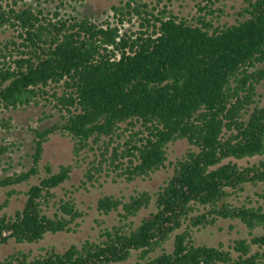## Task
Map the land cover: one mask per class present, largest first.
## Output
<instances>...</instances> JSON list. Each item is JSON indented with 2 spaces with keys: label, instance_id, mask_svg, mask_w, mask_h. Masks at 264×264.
I'll return each instance as SVG.
<instances>
[{
  "label": "trees",
  "instance_id": "16d2710c",
  "mask_svg": "<svg viewBox=\"0 0 264 264\" xmlns=\"http://www.w3.org/2000/svg\"><path fill=\"white\" fill-rule=\"evenodd\" d=\"M51 1L0 0V30L12 32L0 42V127L12 126L4 111L31 105L59 117L29 129L30 168L0 179L7 190L0 211L19 194L16 186L29 185L23 207L0 215V246L36 244L80 226L84 212L75 198L56 200L55 193L72 165L55 173L40 165L52 135L70 138L74 157L93 156L86 190L103 175L148 179L166 168L170 144L186 141L190 148L170 163L173 173L156 192L98 199L99 212L120 218L99 241L37 255L17 250L0 264H111L133 254L135 264H264V233L253 235L264 230V192L238 200L264 186V0H243L232 22L223 20L231 17L228 0H203L190 19L127 0L112 7L113 21L37 8ZM133 21L139 29L122 32ZM7 151L0 147V163ZM151 206L136 224L133 218ZM219 220L239 221L251 239L228 249L196 244L194 231Z\"/></svg>",
  "mask_w": 264,
  "mask_h": 264
},
{
  "label": "rangeland",
  "instance_id": "374dc122",
  "mask_svg": "<svg viewBox=\"0 0 264 264\" xmlns=\"http://www.w3.org/2000/svg\"><path fill=\"white\" fill-rule=\"evenodd\" d=\"M127 0H52L48 3H41L38 9L43 10L44 14H54L59 12L61 15H88L98 21L110 20L113 21L112 7L119 5L121 2ZM147 3L149 7L158 10L166 9L177 15L190 19L198 13L199 4H204L203 0H141ZM243 0H228L225 1V15L229 14L230 18H223L224 21H233V15L242 5ZM122 32H135L139 29V24L136 21L132 23H125L122 26ZM11 31L3 33L0 30V42L9 38ZM2 117L10 119L11 128L0 127V147L7 146L8 151L2 157L0 163V179L14 173H20L30 168L32 164L31 155L33 153V135L30 133V128L43 129L59 119L58 114H54L51 107L43 108L41 106L31 105L25 108H18L16 110L4 111ZM73 143L70 138L62 137L59 134L52 135L49 141L44 145V152L42 155L41 166L48 164L52 167L55 173L62 165H72L73 171L70 179L66 181L60 188L55 189L57 199H67V197H74L78 208L84 212V217L80 222V226L75 233H57L48 234L45 238L36 244H16L10 240L6 244L0 246V262L13 251L24 250L31 251L33 255L44 252V249L54 247L59 251L69 248L71 245H81L84 241H99L101 230L110 228L118 224L120 218L116 212L104 215L97 210V201L105 195H112L117 198L128 199L131 195L137 192L148 191L154 193L160 186L172 175L173 163L183 156L190 148L186 141H177L169 145L168 148V162L165 169L155 172L150 178L145 180H136L133 182H126L122 179H116L113 175L106 177L103 175L98 183L93 186L86 184V190L82 183L85 181V173L88 162L93 158L83 155L81 157H74L72 153ZM259 158L236 160L240 165H245L247 162H255ZM172 163V164H170ZM43 174H40L42 176ZM38 177L31 180V184L38 182ZM29 185L21 184L16 186L19 191L17 196H13L9 200L8 207L0 211L11 214L15 210L23 207L25 196L24 193L28 190ZM7 190H0V203L6 198L5 192ZM264 192V186L260 185L256 188H248L240 197L239 201L243 202L246 199L258 200L257 193ZM236 200V199H235ZM234 200V201H235ZM263 203V199H259ZM236 203V201H235ZM55 207L51 205L48 214L55 212ZM153 207L149 210L142 211L137 217L133 218L134 222L138 224L141 219L147 216ZM264 233L263 229H255L253 235ZM194 238L196 244H205L208 246L228 249L237 239H251L249 230L239 221L219 220L214 227L200 229L194 231ZM172 240L167 244V249L170 251L172 247ZM137 255L132 257L124 263L111 264H135Z\"/></svg>",
  "mask_w": 264,
  "mask_h": 264
}]
</instances>
